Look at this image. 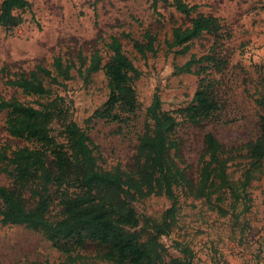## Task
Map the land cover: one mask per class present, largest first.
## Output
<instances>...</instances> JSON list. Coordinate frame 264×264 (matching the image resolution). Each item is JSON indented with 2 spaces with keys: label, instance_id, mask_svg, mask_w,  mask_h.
<instances>
[{
  "label": "rangeland",
  "instance_id": "374dc122",
  "mask_svg": "<svg viewBox=\"0 0 264 264\" xmlns=\"http://www.w3.org/2000/svg\"><path fill=\"white\" fill-rule=\"evenodd\" d=\"M27 1L30 9L15 12L20 21L17 27L9 30L0 27V70L9 66L11 76L28 73L36 65L51 68L55 57L78 66V53L89 57L95 51L105 64L110 57L107 45L112 37L120 40L124 53L138 70L139 78L133 81L137 107L134 114L125 115L124 123L92 118L108 94L102 71L92 74L87 82L72 71L71 80L61 86L44 79L55 95L65 99L68 108L67 120L55 122L51 134L63 141L61 124L73 120L97 146L95 155L103 169L119 164L125 171L132 170L138 138L147 123L146 108L155 93L160 97L163 111L185 108L191 103L200 77L177 74L175 70L191 55L198 58L210 54L217 60L216 68L209 63L202 65L206 68L202 77L215 83L213 90L219 111L198 125L178 118L174 138L180 147L176 158L188 179L192 183L197 181L207 132L232 156L244 154L243 146L259 136L264 110L255 100L264 98V0H186L190 6H198L197 13L218 18L222 30L219 38L203 34L192 41L185 55L167 53L164 45L165 39L171 37L173 26L189 23V18L177 13L170 0H158V13L153 10L151 0ZM145 31L157 35L158 51L143 58L134 51L131 39L141 40ZM125 35H130L131 39ZM201 67L195 66L194 70ZM7 79V75L0 72V99L37 101L38 98L25 96L17 88L8 86ZM6 117V112L0 113V148L7 147L10 152L31 146L28 141L9 136L5 129ZM246 164V159L238 157L230 163L228 172L234 186L239 185ZM257 176L249 190L250 211L239 214L238 221L230 216L220 217L204 201L194 200L178 190L177 224L171 233L160 238L167 253L180 256L173 248L174 243L179 242L193 251V264H258L264 243V168ZM0 185H10L5 174H0ZM55 202L50 207L51 218L57 214ZM29 204L32 205L30 200ZM133 207L140 218L137 231L145 233L147 221L159 222L170 202L165 197L151 196L133 203ZM240 210L241 207L237 212ZM79 255L77 264H109L98 259L91 243H87ZM63 260L64 255L41 233L24 226L0 223V264Z\"/></svg>",
  "mask_w": 264,
  "mask_h": 264
},
{
  "label": "trees",
  "instance_id": "16d2710c",
  "mask_svg": "<svg viewBox=\"0 0 264 264\" xmlns=\"http://www.w3.org/2000/svg\"><path fill=\"white\" fill-rule=\"evenodd\" d=\"M151 1L158 13V0ZM170 1L177 13L189 18V23L172 27L170 39L164 41L167 53L187 54L192 41L203 34L220 37L222 26L218 18L197 13L198 6H190L186 0ZM27 9H30L27 0H3L0 27L8 30L17 27L20 21L15 12ZM125 37L131 39L130 35ZM131 41L134 51L143 58L158 51L157 35L150 31H145L141 40ZM107 48L110 57L105 64L95 51L89 57L78 53V66L55 57L51 68L36 65L28 73L11 76L9 66L0 70L7 75L8 86L25 96L38 98L33 103L0 99V113H7L6 132L14 139L31 143L10 152L7 147L0 148V174L10 180L9 186L0 185V223L39 232L64 255L59 263L27 264H77L79 251L87 243L95 246L98 259L109 264H193L194 253L187 245L175 242L173 248L180 254L175 257L160 243V238L171 233L177 224L178 190L194 200L204 201L222 218L230 216L238 221L239 214L248 213L252 203L251 183L264 168V116L260 118L259 136L246 143L244 154L238 156L229 154L207 132L197 181L192 183L176 158L180 147L174 138L178 118L198 125L219 111V103L213 90L215 83L202 77L206 72L202 65L209 63L216 68L217 60L210 54L198 58L191 55L175 68L177 74L200 77L191 103L185 108L163 111L160 97L155 93L146 108L147 123L138 138L132 170L125 171L119 164L103 169L95 155L97 146L73 120L61 124L63 141L51 134L55 122L67 120L68 108L65 99L55 95L44 79L61 86L71 80L72 71L85 82L92 74L102 71L108 94L92 118L124 123L125 115L134 114L137 107L133 81L139 78V73L118 38L112 37ZM195 66L202 67L194 70ZM255 102L264 110V98ZM237 157L246 159L247 168L239 185L234 186L228 169ZM151 196L165 197L170 207L159 222L148 220V230L142 233L137 231L140 218L133 203ZM54 202L58 210L51 218L49 212Z\"/></svg>",
  "mask_w": 264,
  "mask_h": 264
},
{
  "label": "crops",
  "instance_id": "0c3cea01",
  "mask_svg": "<svg viewBox=\"0 0 264 264\" xmlns=\"http://www.w3.org/2000/svg\"><path fill=\"white\" fill-rule=\"evenodd\" d=\"M262 249H263V253H262L261 257L259 258L258 264H264V243H263Z\"/></svg>",
  "mask_w": 264,
  "mask_h": 264
}]
</instances>
